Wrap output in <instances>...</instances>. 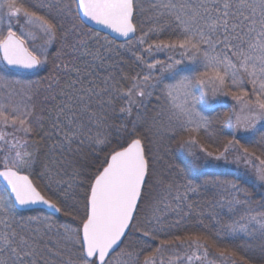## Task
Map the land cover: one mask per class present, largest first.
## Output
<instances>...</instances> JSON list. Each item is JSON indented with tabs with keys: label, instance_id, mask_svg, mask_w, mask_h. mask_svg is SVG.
I'll list each match as a JSON object with an SVG mask.
<instances>
[{
	"label": "snow or ice",
	"instance_id": "obj_1",
	"mask_svg": "<svg viewBox=\"0 0 264 264\" xmlns=\"http://www.w3.org/2000/svg\"><path fill=\"white\" fill-rule=\"evenodd\" d=\"M91 25L126 38L119 47L140 70L105 65L112 41ZM160 52L166 59L155 58ZM49 64L46 77L12 78L13 70L35 74ZM0 65V180L8 194L0 195V264H140L143 248L129 250L125 241L137 232L156 239L193 213L202 217L189 194L208 185L219 207L244 211L227 224L212 213L220 224L214 233L193 234L191 255L159 264H216L209 247L227 261L237 252L208 243L222 234L258 239L264 253V195L253 207L248 189L233 181L200 183L194 151L214 123L205 114L216 107L209 93L231 95L240 106L228 116L234 138L216 158L235 151L237 164L254 169L253 188L264 189V0H0ZM173 143L192 157H177L183 167L167 163ZM44 148L39 175L56 185L54 198L31 178ZM37 204L71 221L16 214L17 206ZM53 233L55 248L41 244ZM168 243L161 240L143 264H157Z\"/></svg>",
	"mask_w": 264,
	"mask_h": 264
},
{
	"label": "trees",
	"instance_id": "obj_2",
	"mask_svg": "<svg viewBox=\"0 0 264 264\" xmlns=\"http://www.w3.org/2000/svg\"><path fill=\"white\" fill-rule=\"evenodd\" d=\"M101 36H107L103 33H100ZM137 36L140 35V33L138 32L136 34ZM108 37V36H107ZM163 38V37H162ZM108 39L110 41H112V48L114 49V51L106 53V60H105V65H110V64H114L116 66L115 71L117 73L120 72L121 69H123L124 72L127 73H131L132 75L135 74V72L139 71L140 68L136 66L135 64V57L132 55V52L126 49H121L119 46L121 44H126V42H116L113 39H111L110 37H108ZM135 39V37L133 38V40ZM101 44L104 43L103 40L100 41ZM58 45H53L50 47L49 51L54 53L56 50V47ZM98 45L96 44V42H93V47H97ZM130 47V46H129ZM162 55H164V52H161ZM45 66L37 73L35 74H26L24 73L28 78L32 79V80H37L40 79L42 77H46L49 74V71L51 69V65L49 64L45 69ZM108 70H112V69H108ZM17 73V72H15ZM20 73V72H18ZM17 73V74H18ZM23 74V73H21ZM97 74L99 76H104L106 75V71L104 67H98L97 68ZM37 111L39 112V107L37 108ZM224 117H222V119H220V122L217 123V127L220 128L222 130V121H223ZM48 124L47 122H45V127H47ZM219 134H223L225 133L223 132H218ZM225 135L228 137L232 136V135H227V133H225ZM234 138V137H232ZM237 139L239 137H236ZM233 140V139H232ZM222 143V142H221ZM170 148L171 145H170ZM46 148L42 149L41 152V157L39 162L35 165L34 168V172L35 174L31 177L33 179V181L39 186V188L47 195H51L55 196V194L57 193V189H56V185L52 184L51 188L48 187V178L46 176H40L39 173L42 171L43 168V151H45ZM173 151V156L168 159V163H172V164H176L180 167H183V163L181 162V159H178L177 157L180 156L179 153H177V151H175L174 148H172ZM204 176H201L199 178V182L202 183L204 180ZM212 191L209 187H207V191H202L199 195H193V194H189L191 200L195 201L198 205L197 207V211L201 212L203 215L201 216H197L195 213H193L192 216L190 217H186L184 222L181 225H178L176 227H172V228H168L166 229L167 231V235L161 233L158 235V237L156 239H152L151 237L146 238V240L148 241L146 244L145 242L140 243V244H144L143 247V251L141 252L140 256H139V261L141 263V261L143 260V258H145L146 256H149L151 254L152 251H154L155 248H157L158 246H160L159 244H161V240H166L169 243L167 245H172L175 247L180 246H186V251L185 254H192V252L195 250L193 246H191L190 244V239L194 238L193 234H201L203 233L204 235H208L209 232L214 233L216 231V229H218L220 227V224H227L229 221V218L227 216L224 215V213L222 212H218V209H214L213 206L214 203L212 202ZM206 202H205V201ZM33 212H38V211H25V212H18L17 211V215L18 216H23V217H28L32 214H34ZM212 213H216L217 214V218L220 221V224H217L216 220H214L212 218ZM51 218L53 220H56L58 222H70L71 221V217L69 216H65L63 213H59L56 216H51ZM168 221L169 222H173L176 217L174 214H169L168 216ZM200 219H203V224L199 223ZM207 225V228L205 227ZM133 231V230H131ZM136 236V235H135ZM135 236L131 238V242L129 243L128 240L125 241V244H129V250H139V245H136L134 242L138 241L135 240ZM176 236H180L184 238V241L181 242L179 240H176L175 237ZM213 239L215 240V243L220 246V247H227L233 251L237 252L236 256H231V254L229 253V259L227 261H221L219 259H217V252H216V248L215 247H209V252H210V259H215L217 263L219 264H232V260L236 261V264H243V261L240 259V257H245L251 260L252 264H264V253L261 252L260 250V244L261 241H250L251 243L247 242V239L245 238H233V237H228V236H224L223 234L221 235V237L219 238H215V237H210L208 243L211 244ZM46 240L41 241V244H43ZM48 243V241H47ZM237 245H239L240 247L237 248ZM125 245L122 244L121 248H123ZM166 246V245H165ZM120 250V249H119Z\"/></svg>",
	"mask_w": 264,
	"mask_h": 264
},
{
	"label": "rangeland",
	"instance_id": "obj_3",
	"mask_svg": "<svg viewBox=\"0 0 264 264\" xmlns=\"http://www.w3.org/2000/svg\"><path fill=\"white\" fill-rule=\"evenodd\" d=\"M4 23L6 24L7 21H5ZM13 23H14V29H15V22H13ZM36 43L42 44L43 41L41 39H37ZM166 55H167L166 53H164V55H162L161 52L156 53L155 58L163 60V59H166ZM47 66H45V68ZM0 67H3V65H0ZM17 73H15V71H13L12 78L30 79L24 73L23 74H21V73L17 74ZM0 74H2V73H0ZM249 89H250V86H249ZM199 94H202V92ZM207 102L216 105L215 111L205 113L206 115L214 118V123H213L212 128L209 130V133H204L203 131L200 133L199 145L194 149L196 156L199 157L198 163L200 165H202L204 168V173H205L204 174L205 175L204 180L233 181V182L239 184L241 187L247 188L248 191L251 193V200L253 202L252 206L256 207L257 202L261 201V195H264V189H261V188H255L254 189L253 188V185L256 184L255 176H254V169L250 166L245 165L243 162L237 164L235 162V158L237 155V153L235 151H230L229 153H227L226 158H221V159L216 158L217 156L220 155V153H222L224 151V146L228 143V141L233 139L232 137H233L234 129L229 124L228 116L229 115L234 116L237 112H239L240 106L237 103V101L233 100L231 95H224V94H217V95L213 96L211 93H209V96L207 98ZM222 117H224V119H223L222 124H221L222 125V127H221L222 130H221L220 128L217 127V123L220 122V119H222ZM8 131H11V129H8ZM220 131L221 132L224 131L225 133H227V135L230 134L232 136L227 137L225 135V133L219 134L218 132H220ZM240 135H245V133L240 132L237 135V137H239ZM254 139H259V133L257 134V136ZM171 147L174 148L175 151H177V153H179L180 157H182L183 159H185V160H191L192 159V157H190L188 155L187 150L181 149L179 147V144L173 143V144H171ZM200 147H203L205 149V151H203V152L200 151ZM172 148H171L169 156L166 158L167 161L174 154L172 151ZM256 155L257 156L260 155L259 150L256 151ZM181 162H182V160H181ZM253 163L259 164V161L253 159ZM161 166L166 168L167 164L164 161H161ZM245 173H247V175H245ZM207 187H209L212 191L211 197H212V202L214 203V205L211 207H213L215 210L218 209L219 210L218 212L224 213V215L229 218V221L231 219L238 218V216L240 214H242V212L244 211L243 208L239 209V211H237L235 213V215H232L231 213L228 212L227 207H224V208L219 207V205L217 204V201L220 200V194L211 185H208ZM0 195H8L5 192V188L1 182H0ZM25 211H38V212H33L34 214H32V215L39 214L41 216H50V217L56 216V215H53V214H51L47 211H44L42 209H33V210H25ZM25 211L18 210V212H25ZM16 214H18V213H16ZM32 215H30V216H32ZM135 235H136L135 240H138V241H135L134 243L136 245H139L140 249L143 248L144 244H140V243L145 242V244H146L148 241L146 240V238H143L142 240L139 239L142 236V233L137 232V233H135ZM243 238L247 239L248 243H251L248 240V238H246V237H243ZM43 240L48 241V245L50 247H53V248L56 247V243H55L56 238H55L54 233L50 234V235H46ZM252 241H255V240H252ZM257 241H260V240L257 239ZM181 245H183V244H181ZM181 245L178 247L172 246L171 244L164 246L161 253L155 254L157 264H159V261L161 258H163L165 261H167L170 256H175L177 254L182 256V257H186L188 255H191V254L186 255L185 254L186 246L183 247ZM119 251L120 250H117V252H119ZM153 252L154 251H152L150 255H152ZM115 256H116V253L113 254V257H115ZM144 259L145 258H143V260L141 261L140 264H143ZM184 264H187L186 259L184 260ZM193 264H199V262L194 261ZM216 264H219V263L216 262Z\"/></svg>",
	"mask_w": 264,
	"mask_h": 264
},
{
	"label": "water",
	"instance_id": "obj_4",
	"mask_svg": "<svg viewBox=\"0 0 264 264\" xmlns=\"http://www.w3.org/2000/svg\"><path fill=\"white\" fill-rule=\"evenodd\" d=\"M89 23H91V22H89ZM91 26L94 30L99 31L100 33H103V34L109 36L111 39H113L117 42H125L126 41V38L120 37L117 34L112 33L109 29L103 28L102 26H99V25H91ZM131 38L133 39L134 37H131ZM13 71H15V70H13ZM0 182L2 183L4 188L6 189L5 183L2 180H0ZM17 209L20 211L42 209V210L47 211L53 215H57V213H55L52 209L48 208L47 206H45L43 204L32 205V206H29L28 208H23V209H21V208H19V206H17Z\"/></svg>",
	"mask_w": 264,
	"mask_h": 264
}]
</instances>
